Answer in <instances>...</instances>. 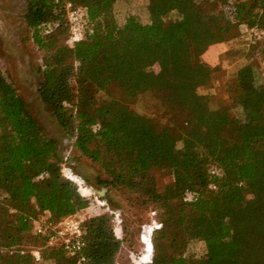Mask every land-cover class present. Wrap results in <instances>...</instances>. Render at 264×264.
Returning a JSON list of instances; mask_svg holds the SVG:
<instances>
[{
  "label": "trees",
  "instance_id": "1",
  "mask_svg": "<svg viewBox=\"0 0 264 264\" xmlns=\"http://www.w3.org/2000/svg\"><path fill=\"white\" fill-rule=\"evenodd\" d=\"M73 1L84 19V37L73 45L61 2H27L24 21L45 51L38 93L73 147L104 170L100 187L130 190L142 204L162 208L155 223L165 225L153 226L151 261L141 264H264L258 60L250 57L226 84L231 104L213 106L220 66L204 58L242 24L264 29V0H220L224 7L213 0H147L146 21L117 11L122 0ZM250 46H261L264 56V39ZM142 93L157 99V110L133 107ZM60 159L58 139L0 71V264H36L26 247L32 238L44 247L43 261L76 264L62 247L48 246L46 234H32L41 216L59 222L90 203L84 196L90 189L67 177ZM156 170L172 180L160 187ZM83 224L88 264H114L123 239L112 216ZM196 238L204 241L206 257L185 256Z\"/></svg>",
  "mask_w": 264,
  "mask_h": 264
},
{
  "label": "rangeland",
  "instance_id": "2",
  "mask_svg": "<svg viewBox=\"0 0 264 264\" xmlns=\"http://www.w3.org/2000/svg\"><path fill=\"white\" fill-rule=\"evenodd\" d=\"M216 1L219 7H224L223 2ZM28 0H0V71L6 74L25 96L31 112L43 124L46 131L60 142V160L62 172L77 180L82 178L91 187L92 192L84 195L89 198L88 207L75 214L83 222L92 216L107 213L112 216L114 231L119 228V235L122 236L123 246L117 255L121 264H141L148 260L153 252L152 228L154 225L163 226L165 220L156 224L160 218L162 208L156 204L144 205L140 202L139 196L124 188H112L107 191L97 184V176L106 177L101 166L82 155L77 148H69L65 134L60 125L55 121L51 109L45 105L38 93V84L41 80V63L45 51L37 47L30 37L29 29L24 21L23 14L26 11ZM116 10H124L129 14L138 16L141 20L147 19V0H122L116 6ZM170 16H174L171 14ZM264 39V29L249 27L246 24L240 25L232 36L223 42L221 46L210 47L204 58L210 60L215 56L219 62V69L216 71L212 81L211 94H213L212 105L215 106L222 100L229 102L226 84L234 77L237 69L247 62L250 57L258 60L259 80L264 81V56L262 47L252 48L255 40ZM68 44H71L69 41ZM75 65L77 63L75 62ZM209 92V91H208ZM157 99L150 93L140 94L134 101L133 107L140 113L150 114L157 110ZM232 114H238V107L230 106ZM161 113V112H160ZM157 183L160 187L172 180L171 174L164 170L154 172ZM89 189V188H88ZM105 189L103 194L98 191ZM168 218H166L167 220ZM41 224H48L45 216L34 220ZM57 222H52L55 224ZM148 231V234L145 231ZM52 229H47L46 235ZM152 231V233H151ZM116 232V231H115ZM34 236H37L34 232ZM40 242L32 238L27 242V248L44 249ZM50 246V245H48ZM52 247V246H51ZM184 254L188 257H206L207 251L202 239H190L184 248ZM134 257V258H133ZM43 264H53L51 259H45Z\"/></svg>",
  "mask_w": 264,
  "mask_h": 264
},
{
  "label": "built area",
  "instance_id": "3",
  "mask_svg": "<svg viewBox=\"0 0 264 264\" xmlns=\"http://www.w3.org/2000/svg\"><path fill=\"white\" fill-rule=\"evenodd\" d=\"M55 2H61L63 5L69 26V42L73 45L74 43L82 40L84 37V19L82 10L73 0H55ZM47 26L48 29H50L52 24L49 23ZM66 143L69 148L73 147L72 138H68ZM187 196L190 198L193 196V193L187 192ZM48 228L52 229L51 232L47 234L48 245L62 247L71 255L76 264H88L87 256L84 253V248L86 246V229L81 219L75 217L74 215H69L62 218L55 224H52V222H49L48 224H41L35 221V234H46ZM116 235L118 238H122L119 234L116 233ZM30 252L32 253L36 264H40L43 261L38 248H32ZM151 257L148 258L149 260L147 262L151 261ZM139 259L140 263H144L142 262L141 256ZM114 264H121V262L117 260Z\"/></svg>",
  "mask_w": 264,
  "mask_h": 264
},
{
  "label": "bare ground",
  "instance_id": "4",
  "mask_svg": "<svg viewBox=\"0 0 264 264\" xmlns=\"http://www.w3.org/2000/svg\"><path fill=\"white\" fill-rule=\"evenodd\" d=\"M65 175H66V176H69V175H67V174H65ZM69 177L72 178L74 181H76L79 185H82V186H84V187L89 188V189H90V192H92L91 187H89V186L86 184V182H85L82 178L79 177V178H77V180H76L75 178H73V177H71V176H69ZM145 233L148 234L147 229H146Z\"/></svg>",
  "mask_w": 264,
  "mask_h": 264
},
{
  "label": "crops",
  "instance_id": "5",
  "mask_svg": "<svg viewBox=\"0 0 264 264\" xmlns=\"http://www.w3.org/2000/svg\"><path fill=\"white\" fill-rule=\"evenodd\" d=\"M222 45V43H218V44H215L214 46H212V48H215V47H219V46H221ZM209 51H207L205 54H207ZM215 59V56L213 57V56H211V58H210V61H213Z\"/></svg>",
  "mask_w": 264,
  "mask_h": 264
},
{
  "label": "water",
  "instance_id": "6",
  "mask_svg": "<svg viewBox=\"0 0 264 264\" xmlns=\"http://www.w3.org/2000/svg\"><path fill=\"white\" fill-rule=\"evenodd\" d=\"M68 177V176H67ZM72 179V178H71ZM73 180V179H72ZM99 192V194H103L104 192H105V189H102V190H100V191H98Z\"/></svg>",
  "mask_w": 264,
  "mask_h": 264
}]
</instances>
